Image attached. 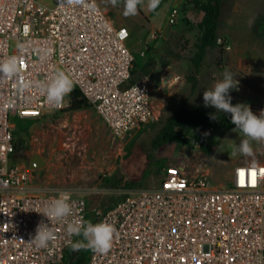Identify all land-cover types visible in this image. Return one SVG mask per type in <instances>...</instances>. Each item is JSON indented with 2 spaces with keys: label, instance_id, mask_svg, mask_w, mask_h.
<instances>
[{
  "label": "built area",
  "instance_id": "obj_1",
  "mask_svg": "<svg viewBox=\"0 0 264 264\" xmlns=\"http://www.w3.org/2000/svg\"><path fill=\"white\" fill-rule=\"evenodd\" d=\"M87 3L0 0V63L16 56L20 65L15 76H0V264H63L77 239L65 222L51 221L56 238L48 247L30 242L59 193L33 186V170L16 162L11 119L38 120L69 107L68 96L60 108L49 105L39 82L64 71L115 137H133L158 120L151 78L130 83L129 29L96 0ZM66 193L74 202L69 220L86 221V196ZM95 216L117 234L106 253L85 250L87 264H264V162L236 166L227 187L172 164L156 188L124 195Z\"/></svg>",
  "mask_w": 264,
  "mask_h": 264
},
{
  "label": "rangeland",
  "instance_id": "obj_2",
  "mask_svg": "<svg viewBox=\"0 0 264 264\" xmlns=\"http://www.w3.org/2000/svg\"><path fill=\"white\" fill-rule=\"evenodd\" d=\"M58 1L42 0V3L52 8ZM96 1L109 4L108 0ZM181 1L161 0L165 6L151 19L156 29L141 13L126 17L122 5L112 7L109 4L114 23L130 31L126 45L135 62L141 66L150 56L157 62L148 75L153 83V102L158 115L155 123L123 139L113 136L91 107L78 111L65 109L38 120L11 119L16 127V162L29 167L36 154L46 162L42 168L33 170V186L52 194L71 191L86 196L89 216L96 219L98 210L110 208L118 198L156 188L164 168L169 165H185L192 173L200 169L210 176L214 186L227 187L233 167L264 162V143L252 142V156L232 154L246 139L240 131L199 132L201 140L218 142L211 155L202 151L190 127L181 129L177 141L154 148L153 142L166 122L184 105L189 108L202 105L203 91L222 79L223 71L228 69V29L232 24L246 30L253 38L250 42L253 46H262L264 42L261 38L264 35V0H222L217 31L219 45L208 51L205 65L196 74L191 59L197 51L200 18L196 16L193 0ZM241 3H247L245 8ZM145 10L147 0L141 8ZM167 11L174 14L171 20L165 17ZM248 99L254 114L257 109H264ZM80 252L71 249L63 264L76 261Z\"/></svg>",
  "mask_w": 264,
  "mask_h": 264
},
{
  "label": "clouds",
  "instance_id": "obj_3",
  "mask_svg": "<svg viewBox=\"0 0 264 264\" xmlns=\"http://www.w3.org/2000/svg\"><path fill=\"white\" fill-rule=\"evenodd\" d=\"M61 3L89 7L87 0H61ZM108 3L112 7L122 5L123 15L128 17L138 15L145 5V0H108ZM160 3L161 0H147V8L149 11H155ZM50 52L51 50L48 49L44 56L46 57ZM19 71L20 65L16 56H11L0 63V76L12 77ZM238 84L239 81L234 78V74L225 69L222 79H218L211 89L203 91V104L206 108H215L216 112L230 114L231 123L235 126L232 131L239 130L246 137L232 154L236 155L239 152L244 156H252V142L264 143V110H261L257 115L252 112L248 104L233 105L230 90L237 89ZM37 87L46 96L49 105L60 108L64 105L65 98L73 91V80L64 71H58L51 81H41ZM210 118L217 119L215 114L210 115ZM73 203L66 192H60L57 196L52 197L41 213L43 217L47 218L48 223L42 219L37 224L35 235L30 242L37 248H47L49 243L56 238L50 222L61 221L66 223V231L70 237H80L71 243L73 251L91 249L106 253L112 246L117 229L106 221L92 223L83 219L69 220V217L73 216Z\"/></svg>",
  "mask_w": 264,
  "mask_h": 264
},
{
  "label": "trees",
  "instance_id": "obj_4",
  "mask_svg": "<svg viewBox=\"0 0 264 264\" xmlns=\"http://www.w3.org/2000/svg\"><path fill=\"white\" fill-rule=\"evenodd\" d=\"M162 5V2L159 6ZM193 8L198 12L204 13L202 21L198 24L200 30V37L196 45L197 51L191 59V63L194 66L196 74L200 73L201 68L205 65L206 57L209 50L215 49L219 45L218 39V27L221 16L222 0H193ZM158 8L153 11L156 14ZM141 14V10L139 11ZM156 60L153 57H149L145 63L140 66L134 62L132 71L131 84L135 83L138 79L143 76H148L156 67ZM139 68V70H138ZM195 85L193 91H195ZM69 111H78L88 107H91L87 100L82 98L79 89L74 88L68 96ZM65 111V110H63ZM61 111V112H63ZM215 114V120L210 118V115ZM47 116H44L45 118ZM183 127H190L196 134L195 139L200 142V147L206 155H211L213 148L218 145L217 141H203L199 137L198 133L206 130L222 131L223 134L231 132L235 127L231 123L230 114L223 112H216L213 107H204V104L193 106L191 108L186 105L182 106L164 125L159 132L158 136L153 142L154 148H160L166 144L177 141L181 136V129ZM239 131V130H236ZM16 135V133H15ZM17 150V146H16ZM86 221L95 223L96 220L88 215ZM80 239L77 237L76 240ZM72 249V248H71ZM70 249V250H71ZM70 250L66 253L64 259L67 260ZM88 263V252L81 250L76 261L71 264H87Z\"/></svg>",
  "mask_w": 264,
  "mask_h": 264
},
{
  "label": "crops",
  "instance_id": "obj_5",
  "mask_svg": "<svg viewBox=\"0 0 264 264\" xmlns=\"http://www.w3.org/2000/svg\"><path fill=\"white\" fill-rule=\"evenodd\" d=\"M173 1L176 3L182 2L181 0ZM99 3L100 6H102V8L111 15L109 7L110 5L106 3L102 4V2ZM165 4L166 3L161 6V9H159L158 12L162 10ZM240 5L242 8H245L247 3H241ZM141 12V15L146 18L147 23L152 25L153 29H156L157 26L152 24L153 20L151 19H153L158 14V12L156 15H154L153 11H149L148 8L145 10V12ZM173 15V13L167 11L165 17L166 19L171 20ZM196 16L200 18V23L203 19L204 13L198 12ZM117 26L124 25L120 24ZM252 27L254 29L255 25ZM256 31L258 32L259 30L256 29ZM255 38L257 39L256 36ZM261 38L264 39V35ZM252 39L246 30L244 31L241 26L238 27L237 25L232 24L228 29V42H230V49L228 52V70H230L234 74V78L239 81L238 88L230 90V95L232 96L231 102L233 105L237 103L251 105L250 101L248 102V98H250L251 100L256 101L259 106L264 107V42L262 46L258 44L253 46L252 43H250ZM234 168L235 167H233L230 171L231 176Z\"/></svg>",
  "mask_w": 264,
  "mask_h": 264
},
{
  "label": "water",
  "instance_id": "obj_6",
  "mask_svg": "<svg viewBox=\"0 0 264 264\" xmlns=\"http://www.w3.org/2000/svg\"><path fill=\"white\" fill-rule=\"evenodd\" d=\"M45 164L46 162L44 161V159L39 154H36L30 160L29 168L32 170H36V169L42 168Z\"/></svg>",
  "mask_w": 264,
  "mask_h": 264
}]
</instances>
